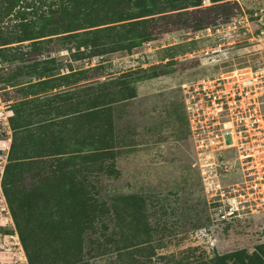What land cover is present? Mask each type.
Segmentation results:
<instances>
[{"label":"rangeland","instance_id":"374dc122","mask_svg":"<svg viewBox=\"0 0 264 264\" xmlns=\"http://www.w3.org/2000/svg\"><path fill=\"white\" fill-rule=\"evenodd\" d=\"M60 6L0 0V264H264V213L222 220L204 192L237 166L198 150L182 93L264 64V0L68 32Z\"/></svg>","mask_w":264,"mask_h":264},{"label":"built area","instance_id":"2783aa9c","mask_svg":"<svg viewBox=\"0 0 264 264\" xmlns=\"http://www.w3.org/2000/svg\"><path fill=\"white\" fill-rule=\"evenodd\" d=\"M182 93L192 135L207 142L201 140L198 150L212 154L228 150L237 166L238 183L232 187L218 186L214 180L216 168L225 172L227 161L216 168L207 164L204 171V192L224 205L222 220L239 213H264V113L260 109L264 64L200 78L183 85Z\"/></svg>","mask_w":264,"mask_h":264},{"label":"trees","instance_id":"16d2710c","mask_svg":"<svg viewBox=\"0 0 264 264\" xmlns=\"http://www.w3.org/2000/svg\"><path fill=\"white\" fill-rule=\"evenodd\" d=\"M61 6L59 11L67 16L70 23L74 19L77 24L65 25L64 32L82 30L100 26L111 21L129 20L159 14L173 0H57ZM55 2V1H54ZM194 5H190L193 7ZM181 9V8H176ZM170 10H174L171 8ZM186 14V13H184ZM175 16H181L176 14ZM48 20V19H47ZM46 20V21H47ZM146 20H139L145 23ZM148 21H152L149 19ZM138 25V24H136ZM144 34V33H142ZM149 34H146L147 36Z\"/></svg>","mask_w":264,"mask_h":264}]
</instances>
